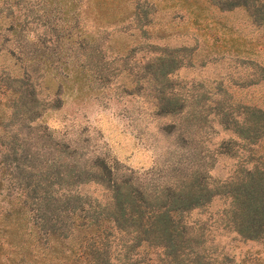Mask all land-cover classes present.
Here are the masks:
<instances>
[{
    "label": "trees",
    "instance_id": "1",
    "mask_svg": "<svg viewBox=\"0 0 264 264\" xmlns=\"http://www.w3.org/2000/svg\"><path fill=\"white\" fill-rule=\"evenodd\" d=\"M113 3L105 4L110 22L135 21L134 28L146 39L155 8L181 11L193 27L190 33L201 40L206 59L233 56L261 70L251 54L260 51L263 42H244L223 13L241 10L259 31L264 0ZM119 3L122 12L116 10ZM154 30L157 37L164 36L163 26ZM92 37L84 61L72 66L71 75L79 82L99 84L115 68L109 67ZM154 51L135 74H128L135 77L133 83L150 87L155 114L175 117L167 128L186 133L188 146L162 174L140 172L114 158L87 156L76 144L55 138L40 120L52 104L39 96L37 77L21 60L15 69L1 58L0 264H212L203 227L190 224L185 214L214 198L225 202L219 212L221 228L242 239L264 234V104L235 98L221 88L178 92L169 75L183 61L180 49L160 46ZM41 62L51 65V60ZM208 117L229 133L212 150L197 134ZM213 155L234 159L222 179L208 173Z\"/></svg>",
    "mask_w": 264,
    "mask_h": 264
},
{
    "label": "rangeland",
    "instance_id": "2",
    "mask_svg": "<svg viewBox=\"0 0 264 264\" xmlns=\"http://www.w3.org/2000/svg\"><path fill=\"white\" fill-rule=\"evenodd\" d=\"M110 2L113 0H0V60L4 57L15 69L21 60L20 65L37 77L39 96L52 104L40 120L54 131L55 138L76 144L87 156L114 158L140 172L152 169L162 174L181 158L188 148L186 133L167 128L175 117L155 114L150 87L133 83L135 77L128 74L151 59L154 48L160 46L180 49L183 61L169 75L178 92L221 88L235 98L264 104V25L257 31L241 10L223 13L244 42H263L262 49L251 54L261 65L258 70L233 56L206 59L201 40L190 33L193 27L181 11L155 8L146 39L134 28L135 21L110 22V9L105 5ZM116 10L122 12L120 3ZM157 26L165 28L164 36L157 37ZM92 36L109 67L115 68L99 84L79 82L71 75L72 66L84 61L86 42ZM79 43L82 48L77 47ZM150 43L158 45L152 48ZM42 59L51 60L50 67ZM209 118L197 134L212 150L229 133ZM233 162L228 156L213 155L208 173L222 179ZM83 189L89 191L91 186ZM224 204L223 199L214 198L185 214L190 224L203 227L212 264H264V234L242 239L221 228L219 212Z\"/></svg>",
    "mask_w": 264,
    "mask_h": 264
}]
</instances>
